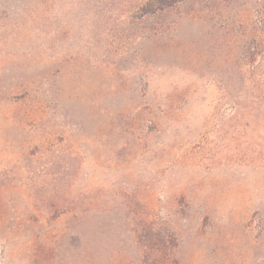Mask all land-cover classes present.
Returning <instances> with one entry per match:
<instances>
[{"label":"rangeland","instance_id":"rangeland-1","mask_svg":"<svg viewBox=\"0 0 264 264\" xmlns=\"http://www.w3.org/2000/svg\"><path fill=\"white\" fill-rule=\"evenodd\" d=\"M0 0V264H264V0Z\"/></svg>","mask_w":264,"mask_h":264},{"label":"trees","instance_id":"trees-1","mask_svg":"<svg viewBox=\"0 0 264 264\" xmlns=\"http://www.w3.org/2000/svg\"><path fill=\"white\" fill-rule=\"evenodd\" d=\"M159 2H160V4L162 6H166V5H169V4L172 3L171 0H159ZM155 4H157L156 0H150L147 4H145V6H148V5L152 6V5H155Z\"/></svg>","mask_w":264,"mask_h":264}]
</instances>
